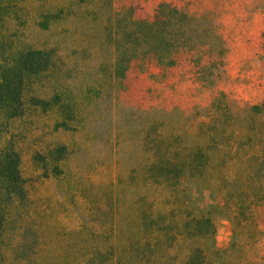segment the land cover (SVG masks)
I'll list each match as a JSON object with an SVG mask.
<instances>
[{
	"label": "rangeland",
	"instance_id": "1",
	"mask_svg": "<svg viewBox=\"0 0 264 264\" xmlns=\"http://www.w3.org/2000/svg\"><path fill=\"white\" fill-rule=\"evenodd\" d=\"M161 3L179 10L160 25L181 40L174 64L157 65L153 50L166 52L168 42L148 38L125 78H113L127 18L152 20ZM57 5L60 18L40 25L37 13ZM5 29V47L52 48L54 63L28 78L22 114L2 119L0 146L17 151L26 193L5 212L2 264H82L99 251L107 259L114 236L120 244L139 236L130 230L147 196L183 206L166 222L204 217L213 232L182 226L180 242L155 247H170L168 260L136 264H178L192 246L209 264L247 256L264 264V0H0ZM52 97L51 107L33 101ZM147 126L175 133L182 147L202 146L203 172L173 191L149 189Z\"/></svg>",
	"mask_w": 264,
	"mask_h": 264
},
{
	"label": "trees",
	"instance_id": "2",
	"mask_svg": "<svg viewBox=\"0 0 264 264\" xmlns=\"http://www.w3.org/2000/svg\"><path fill=\"white\" fill-rule=\"evenodd\" d=\"M65 5V8H67L70 4L67 1ZM62 13L63 8L58 7V5L53 10L46 12H41L40 10L37 13L38 18H40L39 24L47 28L46 26L50 22L54 23L56 19L60 18ZM174 14H179L177 8L168 3H161L152 20L133 16L127 18L124 32L122 33V43L125 49H122L116 55L112 66L113 78H125V72L129 68L131 61L138 59V56L143 54L141 47L144 40L148 38L155 42H163L165 44L168 42L166 52L159 49L153 50L152 58L155 63L166 66L174 64L172 52L179 46L181 40L177 39L174 42L172 30L170 28L161 30L160 28L163 22L168 24V21L174 19ZM9 31L10 29H5V32L2 31V35H0V132H2L3 118L11 119L22 114L23 91L28 78L45 73L54 63V50L52 48H42L30 44L23 45L19 40H16L15 43L13 42L14 46L5 47L3 36ZM33 101L42 107H51L59 103L58 99L55 100L54 97L50 99L35 98ZM150 125L152 124L150 123ZM149 126H147L143 140L144 145L147 146V156L144 157L141 164L144 178L147 184H150L149 189L165 186V188L173 191L180 179L189 177L188 175H191V173L195 176V174L203 172L202 168L207 156L202 146L182 147L180 139L175 133H165L162 130H158L150 134L148 132ZM55 150L63 153L65 146L59 145ZM25 196L23 179L19 171L18 153L12 146H0V236L6 219V210L14 201L23 200ZM172 198L173 196L160 202L156 200V197L151 196L150 198L147 196L144 200L145 208H142L139 214L137 212L136 219L132 222L134 228L130 230L131 234L138 230L139 236L134 237L136 235L134 233L129 242L125 240L122 241V244L117 241L120 238L114 236L115 244L117 245L111 248L109 258H101L105 252L99 251V254L86 256L82 264H136L137 261L142 263L165 262L169 259L170 247L169 250L162 249L160 253L156 252L155 248L164 240L170 237L172 242H180L183 237H186V232L183 229L187 228L190 232L189 234H195L193 233L195 232L194 227L198 226V229H200L199 227L202 223H206L208 226L206 229L207 235L213 232L212 222L204 217L192 216L182 221L166 222L165 219L169 215L177 216L178 213L185 211L183 206L180 207L174 204L176 199ZM162 205L165 207H162ZM115 227L114 230L116 231L118 227ZM181 227L183 228L182 230H180ZM171 231L173 232L171 233ZM115 234L118 233L116 232ZM250 258L248 256L247 258L242 257L239 264H260L258 263L260 257ZM177 263L209 264L205 259L203 250L199 246L190 247L184 258L179 259ZM0 264H2L1 261Z\"/></svg>",
	"mask_w": 264,
	"mask_h": 264
}]
</instances>
